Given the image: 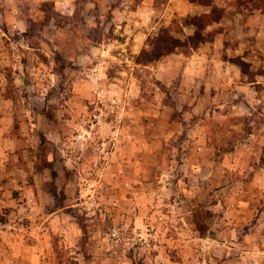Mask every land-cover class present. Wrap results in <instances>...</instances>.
<instances>
[{"label": "rangeland", "instance_id": "rangeland-1", "mask_svg": "<svg viewBox=\"0 0 264 264\" xmlns=\"http://www.w3.org/2000/svg\"><path fill=\"white\" fill-rule=\"evenodd\" d=\"M200 1L0 0V264H264V4Z\"/></svg>", "mask_w": 264, "mask_h": 264}, {"label": "trees", "instance_id": "trees-1", "mask_svg": "<svg viewBox=\"0 0 264 264\" xmlns=\"http://www.w3.org/2000/svg\"><path fill=\"white\" fill-rule=\"evenodd\" d=\"M189 1L197 2L199 0H189ZM262 1L264 4V0H262ZM200 2L204 5H208V4H210L211 0H203ZM262 8H264V6ZM212 14H213V11L211 10L207 13H203L202 15H203V17L209 18L210 21H216L215 18H211ZM197 32H198V30L195 31V33L192 36H190L189 39L190 38L195 39L196 36L198 35ZM161 35H163V37L161 36V37L157 38L156 43L152 44L149 49H142V52L140 53V56H139V60L141 59L144 62L153 61L155 59H158L160 56L171 52L173 50L174 46H178V44H177L178 41L176 42V40L172 37L167 38L164 30L161 31ZM238 63L240 64L242 71L246 72L243 69V66H245L246 63L241 61V60H239Z\"/></svg>", "mask_w": 264, "mask_h": 264}, {"label": "built area", "instance_id": "built-area-1", "mask_svg": "<svg viewBox=\"0 0 264 264\" xmlns=\"http://www.w3.org/2000/svg\"><path fill=\"white\" fill-rule=\"evenodd\" d=\"M113 236H116L118 234L117 230L114 228L112 233H111ZM45 263V258L44 256H40L38 261H37V264H44Z\"/></svg>", "mask_w": 264, "mask_h": 264}, {"label": "crops", "instance_id": "crops-1", "mask_svg": "<svg viewBox=\"0 0 264 264\" xmlns=\"http://www.w3.org/2000/svg\"><path fill=\"white\" fill-rule=\"evenodd\" d=\"M18 172V171H17Z\"/></svg>", "mask_w": 264, "mask_h": 264}]
</instances>
